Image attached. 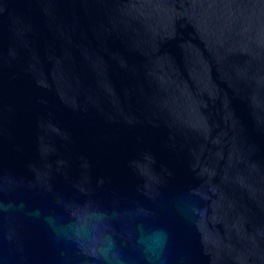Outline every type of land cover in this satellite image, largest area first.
<instances>
[{
	"label": "water",
	"instance_id": "obj_1",
	"mask_svg": "<svg viewBox=\"0 0 264 264\" xmlns=\"http://www.w3.org/2000/svg\"><path fill=\"white\" fill-rule=\"evenodd\" d=\"M0 264H264V0H0Z\"/></svg>",
	"mask_w": 264,
	"mask_h": 264
}]
</instances>
